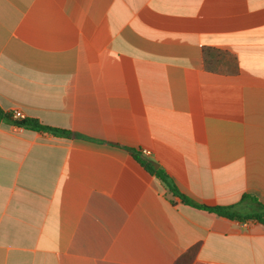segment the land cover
<instances>
[{
	"label": "crops",
	"instance_id": "crops-1",
	"mask_svg": "<svg viewBox=\"0 0 264 264\" xmlns=\"http://www.w3.org/2000/svg\"><path fill=\"white\" fill-rule=\"evenodd\" d=\"M0 264H264V0H0ZM250 203L239 205L248 211Z\"/></svg>",
	"mask_w": 264,
	"mask_h": 264
},
{
	"label": "trees",
	"instance_id": "trees-1",
	"mask_svg": "<svg viewBox=\"0 0 264 264\" xmlns=\"http://www.w3.org/2000/svg\"><path fill=\"white\" fill-rule=\"evenodd\" d=\"M0 123H9L15 125L17 127H21L24 129L34 130L38 132L50 133L59 137H68L72 135L70 132L51 128L48 126L42 125L35 119L24 118V119H14L11 113L5 112L0 108ZM134 158L142 165L146 171L150 174L154 175L160 181H162L165 186L169 189V191L176 197H179L181 201L187 205L203 209L206 211H210L219 216L236 220L239 222H248L253 221L264 225V204L260 203L256 198L249 195H244L241 199L240 204L238 205H217V206H208L204 204H199L194 202L185 194L181 193L172 178L164 171L162 168L155 169L152 161L143 157L141 150L133 151ZM248 202L250 203V208L248 211H241L239 209V205ZM192 258L188 255H185L182 259H180L177 264H191Z\"/></svg>",
	"mask_w": 264,
	"mask_h": 264
},
{
	"label": "built area",
	"instance_id": "built-area-1",
	"mask_svg": "<svg viewBox=\"0 0 264 264\" xmlns=\"http://www.w3.org/2000/svg\"><path fill=\"white\" fill-rule=\"evenodd\" d=\"M11 114H12V116H13L14 119H24V116H23V114H22L20 111H14V112L11 113ZM142 153H143L144 155H149V154H150V152H149L148 150H146V149H144V150L142 151Z\"/></svg>",
	"mask_w": 264,
	"mask_h": 264
},
{
	"label": "water",
	"instance_id": "water-1",
	"mask_svg": "<svg viewBox=\"0 0 264 264\" xmlns=\"http://www.w3.org/2000/svg\"><path fill=\"white\" fill-rule=\"evenodd\" d=\"M155 169H159V165L156 162H152Z\"/></svg>",
	"mask_w": 264,
	"mask_h": 264
}]
</instances>
